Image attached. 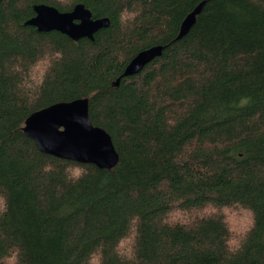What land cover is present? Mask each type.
Instances as JSON below:
<instances>
[{
	"label": "trees",
	"instance_id": "1",
	"mask_svg": "<svg viewBox=\"0 0 264 264\" xmlns=\"http://www.w3.org/2000/svg\"><path fill=\"white\" fill-rule=\"evenodd\" d=\"M200 1L0 0V264H264V0H210L174 40ZM79 2L110 20L92 40L24 24ZM82 97L110 169L23 131Z\"/></svg>",
	"mask_w": 264,
	"mask_h": 264
},
{
	"label": "water",
	"instance_id": "2",
	"mask_svg": "<svg viewBox=\"0 0 264 264\" xmlns=\"http://www.w3.org/2000/svg\"><path fill=\"white\" fill-rule=\"evenodd\" d=\"M210 0L200 1L182 20L174 40L183 37L196 21V16ZM34 15L24 21L39 32L59 31L76 41L82 37L94 39V33L110 23L108 17H92L83 3H76L71 10L60 11L46 3L33 5ZM162 45H153L136 53L126 64L114 85L123 76L140 72L159 56ZM23 131L44 153L80 163H92L99 168H112L119 159L110 134L94 125L88 115V99L75 98L59 101L30 113Z\"/></svg>",
	"mask_w": 264,
	"mask_h": 264
},
{
	"label": "rangeland",
	"instance_id": "3",
	"mask_svg": "<svg viewBox=\"0 0 264 264\" xmlns=\"http://www.w3.org/2000/svg\"><path fill=\"white\" fill-rule=\"evenodd\" d=\"M234 220H237L238 221V219L236 218V219H234ZM239 222V221H238Z\"/></svg>",
	"mask_w": 264,
	"mask_h": 264
}]
</instances>
